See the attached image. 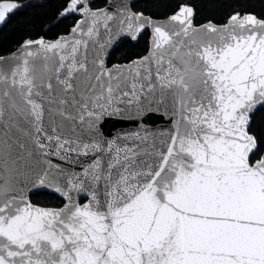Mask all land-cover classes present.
Here are the masks:
<instances>
[{"label": "snow or ice", "instance_id": "1", "mask_svg": "<svg viewBox=\"0 0 264 264\" xmlns=\"http://www.w3.org/2000/svg\"><path fill=\"white\" fill-rule=\"evenodd\" d=\"M23 5L0 0V24ZM71 26L0 56V264H264V18L197 26L64 0ZM147 54L108 64L120 37ZM167 118L166 131L146 121ZM127 116L137 129L106 131ZM49 191L52 206L31 196Z\"/></svg>", "mask_w": 264, "mask_h": 264}, {"label": "trees", "instance_id": "2", "mask_svg": "<svg viewBox=\"0 0 264 264\" xmlns=\"http://www.w3.org/2000/svg\"><path fill=\"white\" fill-rule=\"evenodd\" d=\"M107 0H95L94 7H103ZM23 5L11 14L0 28V55L15 50L26 38L45 36L53 39L64 33L76 19L74 16L60 18L58 13L64 0H16ZM188 2L194 7L195 24L213 21L218 24L226 22L234 11L254 13L264 18V0H140L132 5L134 11L143 12L153 18H165L170 15L178 3ZM148 49V32L136 42L125 40L111 52L108 64L125 63L131 58L142 56ZM254 130H264V107L251 116ZM33 202L52 206L57 204L58 197L48 192H39L31 196Z\"/></svg>", "mask_w": 264, "mask_h": 264}, {"label": "water", "instance_id": "3", "mask_svg": "<svg viewBox=\"0 0 264 264\" xmlns=\"http://www.w3.org/2000/svg\"><path fill=\"white\" fill-rule=\"evenodd\" d=\"M95 0H93L94 2ZM137 1H140V0H129V3L131 5V9H132V5L134 3H136ZM117 2H119V0H117ZM108 3V0L106 1V4L103 6L105 7ZM132 11H134L132 9ZM134 12H138V11H134ZM145 15V14H144ZM145 16H149V15H145ZM69 17V16H68ZM153 18V17H152ZM166 18V17H165ZM195 18V17H194ZM153 19H164V18H153ZM8 20V19H7ZM7 22V21H6ZM2 23L0 24V28L6 23ZM208 21H205L203 23H200V24H196L197 26L199 25H202L204 23H206ZM213 22V21H212ZM215 23V22H214ZM225 23V22H224ZM222 23V24H224ZM217 25H222V24H218L216 23ZM148 32V47L150 46V30L149 31H146ZM27 39V38H26ZM125 40H129L131 42H136V41H132L130 38H127V37H120L117 39L116 42H114L113 46L109 49V52H108V58L111 54V52L114 50V48H116L121 42L125 41ZM22 43V42H21ZM19 47V46H18ZM17 47V48H18ZM16 48V49H17ZM15 49V50H16ZM14 51V50H13ZM12 51V52H13ZM10 52V53H12ZM8 53V54H10ZM8 54H4V55H0V56H6ZM147 52L144 54L146 55ZM143 56V55H142ZM126 63V62H125ZM115 64H124V63H115ZM111 66V65H109ZM260 108H263L261 106H257V108L253 111V113L255 111H257L258 109ZM253 113L251 114V116L253 115ZM146 123L148 124V126L153 130V131H156V132H162V131H166L169 127L168 123H167V118L165 119H159L158 115H153L152 116V119L150 121H146ZM139 125V122L136 121L134 118H130V117H127V116H122V117H112V118H109L107 124L105 125V129L106 131L108 132H111L113 135H115L117 132H120V133H124V132H129V131H133L135 129H137ZM41 192H48L50 193L49 191H41Z\"/></svg>", "mask_w": 264, "mask_h": 264}]
</instances>
